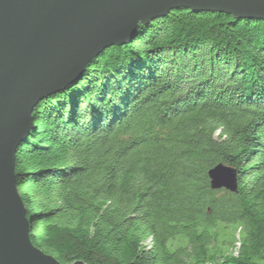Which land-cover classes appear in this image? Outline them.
<instances>
[{
	"label": "trees",
	"instance_id": "obj_1",
	"mask_svg": "<svg viewBox=\"0 0 264 264\" xmlns=\"http://www.w3.org/2000/svg\"><path fill=\"white\" fill-rule=\"evenodd\" d=\"M33 116L15 172L45 254L264 264V21L172 11ZM219 164L236 171L237 193L212 189Z\"/></svg>",
	"mask_w": 264,
	"mask_h": 264
},
{
	"label": "water",
	"instance_id": "obj_2",
	"mask_svg": "<svg viewBox=\"0 0 264 264\" xmlns=\"http://www.w3.org/2000/svg\"><path fill=\"white\" fill-rule=\"evenodd\" d=\"M177 10L264 21V0H0V264H61L31 243L15 172L38 105L79 82L105 50L132 44L141 26ZM209 179L213 190L238 191L228 166Z\"/></svg>",
	"mask_w": 264,
	"mask_h": 264
},
{
	"label": "rangeland",
	"instance_id": "obj_3",
	"mask_svg": "<svg viewBox=\"0 0 264 264\" xmlns=\"http://www.w3.org/2000/svg\"><path fill=\"white\" fill-rule=\"evenodd\" d=\"M230 230H231V229H229L228 231H226V234H225V235L227 236V238L230 237ZM236 238L239 239V233H237ZM237 241H238V240H237ZM239 245H240V244L237 243L236 247H239Z\"/></svg>",
	"mask_w": 264,
	"mask_h": 264
}]
</instances>
